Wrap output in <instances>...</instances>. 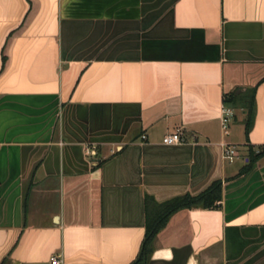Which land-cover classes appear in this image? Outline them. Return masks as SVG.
Segmentation results:
<instances>
[{
	"label": "crops",
	"instance_id": "1",
	"mask_svg": "<svg viewBox=\"0 0 264 264\" xmlns=\"http://www.w3.org/2000/svg\"><path fill=\"white\" fill-rule=\"evenodd\" d=\"M1 55L0 262L130 264L145 197L220 179L148 264H264V155L238 174L264 146V0H0ZM248 88L247 134L241 106L225 133L223 96Z\"/></svg>",
	"mask_w": 264,
	"mask_h": 264
},
{
	"label": "trees",
	"instance_id": "2",
	"mask_svg": "<svg viewBox=\"0 0 264 264\" xmlns=\"http://www.w3.org/2000/svg\"><path fill=\"white\" fill-rule=\"evenodd\" d=\"M6 57L2 55V64L4 66ZM222 105L232 109L241 106L246 111L244 123L245 134H247L254 114L255 107V88H248L237 94L230 92L225 94L222 99ZM264 155V146L257 152L250 151L247 156L248 162L238 174L247 171L253 162L260 156ZM220 179L213 180L202 191L196 194L185 193L169 200L157 203L150 197H145V225L144 236L142 238L137 256L130 264H148L149 257L152 253V243L156 234L167 224L170 216L179 210L190 209H217L220 207L221 200ZM7 258L3 259L0 264H6Z\"/></svg>",
	"mask_w": 264,
	"mask_h": 264
},
{
	"label": "built area",
	"instance_id": "3",
	"mask_svg": "<svg viewBox=\"0 0 264 264\" xmlns=\"http://www.w3.org/2000/svg\"><path fill=\"white\" fill-rule=\"evenodd\" d=\"M233 116V110L230 107L223 106L221 107V112H220V125L222 130L226 133L227 126L229 121L231 120ZM142 139L145 138L144 135L141 136ZM182 137H181V131L180 129H176L175 131L166 134L163 137V144L164 145H178L182 142ZM94 147L87 148L86 152L90 153L91 149ZM222 154L224 158H227L229 162L232 161V157L236 156V152L233 147H229L225 144H223V149H222ZM48 264H65L63 259L57 255H51L48 259Z\"/></svg>",
	"mask_w": 264,
	"mask_h": 264
},
{
	"label": "rangeland",
	"instance_id": "4",
	"mask_svg": "<svg viewBox=\"0 0 264 264\" xmlns=\"http://www.w3.org/2000/svg\"><path fill=\"white\" fill-rule=\"evenodd\" d=\"M75 49H76V47L72 50L73 53H75V52H74ZM72 52H71V53H72ZM81 54H82V52H81ZM181 133H182V132H181ZM91 155H95L94 152H91ZM234 157H235V156L232 157V160H233ZM225 159H226V162L229 161L227 158H225ZM36 219L39 220V219H41V217H37Z\"/></svg>",
	"mask_w": 264,
	"mask_h": 264
},
{
	"label": "flooded vegetation",
	"instance_id": "5",
	"mask_svg": "<svg viewBox=\"0 0 264 264\" xmlns=\"http://www.w3.org/2000/svg\"><path fill=\"white\" fill-rule=\"evenodd\" d=\"M5 62H6V60H5ZM4 66H5V64H4ZM4 66H3V64H2V55H1V65H0V72L4 69Z\"/></svg>",
	"mask_w": 264,
	"mask_h": 264
},
{
	"label": "water",
	"instance_id": "6",
	"mask_svg": "<svg viewBox=\"0 0 264 264\" xmlns=\"http://www.w3.org/2000/svg\"><path fill=\"white\" fill-rule=\"evenodd\" d=\"M55 220H56V217H55Z\"/></svg>",
	"mask_w": 264,
	"mask_h": 264
}]
</instances>
